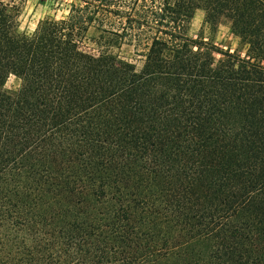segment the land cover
<instances>
[{
  "label": "trees",
  "instance_id": "trees-1",
  "mask_svg": "<svg viewBox=\"0 0 264 264\" xmlns=\"http://www.w3.org/2000/svg\"><path fill=\"white\" fill-rule=\"evenodd\" d=\"M22 2L0 0V264H264V0H70L30 33ZM197 8L244 52L191 38Z\"/></svg>",
  "mask_w": 264,
  "mask_h": 264
},
{
  "label": "rangeland",
  "instance_id": "rangeland-1",
  "mask_svg": "<svg viewBox=\"0 0 264 264\" xmlns=\"http://www.w3.org/2000/svg\"><path fill=\"white\" fill-rule=\"evenodd\" d=\"M70 0H23L17 18V31L20 33H30L35 28L37 22L43 18H60L66 15ZM188 34L191 38L202 37L210 41L217 48L238 50L244 52V46L239 38L231 31L229 22L221 18L216 24L210 25L204 21V11L201 8L195 9L189 23ZM124 54L129 53L125 47L122 48ZM215 57H220L214 52ZM20 80L14 75L7 77L4 87L14 91L19 87Z\"/></svg>",
  "mask_w": 264,
  "mask_h": 264
}]
</instances>
